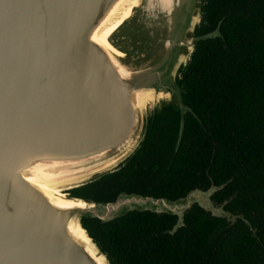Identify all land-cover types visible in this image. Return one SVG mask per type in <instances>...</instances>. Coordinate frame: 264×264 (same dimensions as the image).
I'll list each match as a JSON object with an SVG mask.
<instances>
[{
  "label": "water",
  "instance_id": "water-1",
  "mask_svg": "<svg viewBox=\"0 0 264 264\" xmlns=\"http://www.w3.org/2000/svg\"><path fill=\"white\" fill-rule=\"evenodd\" d=\"M124 1L0 0V264H111L83 223L131 212L176 215L172 232L194 205L240 218L212 200L215 186L176 201L71 196L124 167L165 111L179 116V143L194 114L182 70L201 41L219 36L197 34L204 0H131L109 49L96 37Z\"/></svg>",
  "mask_w": 264,
  "mask_h": 264
},
{
  "label": "trees",
  "instance_id": "trees-1",
  "mask_svg": "<svg viewBox=\"0 0 264 264\" xmlns=\"http://www.w3.org/2000/svg\"><path fill=\"white\" fill-rule=\"evenodd\" d=\"M199 43L182 70L185 117L165 111L120 170L70 191L113 202L121 193L176 201L219 187L232 224L198 205L178 217L131 212L83 223L111 264H264V0H204ZM142 162L133 169L134 161Z\"/></svg>",
  "mask_w": 264,
  "mask_h": 264
},
{
  "label": "bare ground",
  "instance_id": "bare-ground-1",
  "mask_svg": "<svg viewBox=\"0 0 264 264\" xmlns=\"http://www.w3.org/2000/svg\"><path fill=\"white\" fill-rule=\"evenodd\" d=\"M130 6H131V0H125L123 4L118 7L116 12L109 18V23L106 25V27L101 32L102 34H99L96 37V40L103 46L113 49L112 46L107 42V37L113 32L122 22L129 16L130 13ZM118 55L120 53L116 52ZM37 184H39L43 189L48 190L51 192L50 187L40 181H37ZM55 193H59V191L55 190ZM61 194V193H60ZM64 204L67 205H73L70 201H65ZM83 204V203H81ZM73 231L78 234L80 237L82 236V231L79 228L73 227ZM85 235V234H84ZM86 237V236H85Z\"/></svg>",
  "mask_w": 264,
  "mask_h": 264
},
{
  "label": "rangeland",
  "instance_id": "rangeland-1",
  "mask_svg": "<svg viewBox=\"0 0 264 264\" xmlns=\"http://www.w3.org/2000/svg\"><path fill=\"white\" fill-rule=\"evenodd\" d=\"M215 190H217V189L213 188L212 189V192H214ZM200 198H201L200 199V203H203V205L209 206L208 203H207V201H206V195H205V193H200ZM232 220H234V218H232Z\"/></svg>",
  "mask_w": 264,
  "mask_h": 264
},
{
  "label": "flooded vegetation",
  "instance_id": "flooded-vegetation-1",
  "mask_svg": "<svg viewBox=\"0 0 264 264\" xmlns=\"http://www.w3.org/2000/svg\"><path fill=\"white\" fill-rule=\"evenodd\" d=\"M136 160H137V158H136ZM141 164H142V162L138 158L137 162L134 161V163H133V169H138L141 166Z\"/></svg>",
  "mask_w": 264,
  "mask_h": 264
}]
</instances>
